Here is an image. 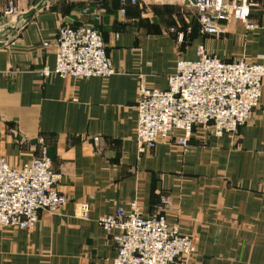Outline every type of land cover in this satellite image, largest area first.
<instances>
[{
  "label": "crops",
  "instance_id": "obj_1",
  "mask_svg": "<svg viewBox=\"0 0 264 264\" xmlns=\"http://www.w3.org/2000/svg\"><path fill=\"white\" fill-rule=\"evenodd\" d=\"M35 1L0 0V155L18 167L46 146L67 201L41 211L32 228H1L0 264H111L116 244L97 217L129 210L134 199L148 216L161 196L173 203L167 220L195 241L185 264H264V79L259 104L235 133L197 129L185 153L177 132L145 152L135 141L140 77L165 89L176 61L194 59L200 44L226 61L264 64V0H249L255 29L231 19L219 35L200 31L185 0H44L37 9ZM9 4L17 14L4 19ZM63 21L100 31L113 74H41L54 65ZM81 202L86 219L77 215Z\"/></svg>",
  "mask_w": 264,
  "mask_h": 264
},
{
  "label": "built area",
  "instance_id": "obj_2",
  "mask_svg": "<svg viewBox=\"0 0 264 264\" xmlns=\"http://www.w3.org/2000/svg\"><path fill=\"white\" fill-rule=\"evenodd\" d=\"M193 1L204 34H221L223 23L231 19L242 22L248 30L256 28L250 20L249 0ZM15 10L9 4L4 15ZM54 44V65L42 67L44 77L57 75L77 80L107 77L115 72L103 36L91 24L61 22ZM263 79V63L244 57L226 61L207 52L202 44L196 48L194 59L176 61L165 89L150 87L140 77L135 131L138 151L153 149L170 140L175 132L178 135L173 136L174 141L182 153L188 151L189 139L197 129L215 136L235 133L259 104ZM60 179L61 173L53 169L46 146L18 167L0 155V229H29L37 224L41 211L56 213L67 201V196L58 190ZM172 205L169 197L161 196L155 211L144 216L134 199L129 210L119 207L113 213L99 215L97 223L111 233L116 244L111 264H178L189 259L195 252V242L176 223L167 220L165 209ZM77 209V215L86 219L88 204L78 203Z\"/></svg>",
  "mask_w": 264,
  "mask_h": 264
},
{
  "label": "water",
  "instance_id": "obj_3",
  "mask_svg": "<svg viewBox=\"0 0 264 264\" xmlns=\"http://www.w3.org/2000/svg\"><path fill=\"white\" fill-rule=\"evenodd\" d=\"M44 0H36L34 3H33V8L37 9V8H40L42 3H43ZM194 1L193 0H185V3H193ZM31 12L27 13L26 16L28 17L30 15ZM2 42H0V46H1Z\"/></svg>",
  "mask_w": 264,
  "mask_h": 264
},
{
  "label": "rangeland",
  "instance_id": "obj_4",
  "mask_svg": "<svg viewBox=\"0 0 264 264\" xmlns=\"http://www.w3.org/2000/svg\"><path fill=\"white\" fill-rule=\"evenodd\" d=\"M17 14V10H15L13 13H10V14H7V15H4V19H7V17L8 16H15ZM3 22V21H2ZM5 25V24H4ZM194 240V239H193ZM195 242V241H194ZM196 253V249H195V252L193 253V255ZM193 255H191L190 257H189V259H191L192 257H193ZM189 259H187V260H184L183 262H181V264H185V263H187L188 261H189Z\"/></svg>",
  "mask_w": 264,
  "mask_h": 264
}]
</instances>
